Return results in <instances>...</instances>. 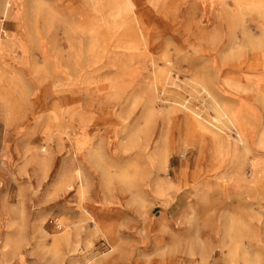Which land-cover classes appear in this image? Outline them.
I'll list each match as a JSON object with an SVG mask.
<instances>
[{
    "label": "rangeland",
    "instance_id": "374dc122",
    "mask_svg": "<svg viewBox=\"0 0 264 264\" xmlns=\"http://www.w3.org/2000/svg\"><path fill=\"white\" fill-rule=\"evenodd\" d=\"M130 3L0 0V264H264V0Z\"/></svg>",
    "mask_w": 264,
    "mask_h": 264
},
{
    "label": "bare ground",
    "instance_id": "6f19581e",
    "mask_svg": "<svg viewBox=\"0 0 264 264\" xmlns=\"http://www.w3.org/2000/svg\"><path fill=\"white\" fill-rule=\"evenodd\" d=\"M86 1H89V0H86ZM121 1L124 2V5H125L128 13H129V16L131 17V13L132 12H131V8H130V6H131L130 0H121ZM9 6H10V4H9ZM240 8H241V10L243 9L242 7H240ZM134 23L135 24L131 23V20H130V25L127 27V29H131V27H133V29L136 30V28H137L136 26H138L139 24L137 23V21L135 19H134ZM139 29H140V25H139ZM135 33H137V31H135ZM1 42H2V39L0 41V53H1V57H5V53L3 51L4 48H3V45L1 44ZM235 42L236 41L234 40V42H233L234 46H235ZM248 43L250 44L249 46H251V48H253L254 46H257V45L258 46H261L263 42H261V43H259V44L256 45V43H254L252 41V37H249ZM239 69L240 70H245V71H247V70L254 71V72L257 73V77L258 78L263 79L264 78V59L263 60H259V59L256 58L253 61H251L250 63L248 62L245 65V68H243V67L240 68L239 67ZM217 104L218 103H216V107H217L216 110H218L222 114V117L227 118V120H229V122L231 124H234V125H238L240 123L241 124H243V123H245V124L246 123H249L250 124V121L248 120L247 117H244V115H243V117H238L237 112H236L237 108L230 109L228 106L226 107L224 105H221V104H218L217 105ZM190 119H192V122L193 123H191V124L190 123H187L186 126L184 128H182V130L179 131L178 138L176 140L174 138H171V140H169V142L167 143L166 142V137H164V139H162V144H163L164 147L167 146V145H171V146L172 145L173 146L174 145L175 146L177 145V146H180V145H182L184 143H188L189 141H191L192 139L197 138V137H204L205 139H210V135L211 134H214V132L211 129H209L207 126H205L204 124H202L201 121H199V118H194V116H193ZM236 123H238V124H236ZM237 129H238V127H237ZM238 135L240 137L239 138V141L241 143H244V145H246L247 142L245 143V140L243 139V136L240 134L239 131H238ZM211 138H213V137H211ZM190 145H192V144H190ZM212 145H213V142H212ZM148 147H149V144L147 143L146 144V147L144 148V150L148 149ZM159 155L161 156V159H162L160 161V163H162V166L165 167V165H166V163L168 161V156L165 153V149H164V151H161V153ZM160 156H159V158H160ZM150 158L151 157H148V159H150ZM151 162L153 163V157L151 159ZM130 170H131L132 174L130 173ZM117 177H118L119 181L122 183V185L127 186V189H128L127 191L128 192L127 191H126L127 193L125 191L124 192L123 191L121 192L122 195L125 196V198H127L128 196H130V197L134 196V198H137L141 194H147V192L149 191V188L150 187L152 188V185L154 184V183H152V180H151V177H154V175L153 176L152 175H149L148 176V174H144V172L142 170H140L139 167L136 164L131 165V167H129L127 170H124V171L119 172V174H118ZM76 181H78L80 183L79 184L78 191L81 194H84L85 191H86V183L83 180L80 179V176H78V178H77ZM163 188H164V190H169V191L170 190L172 191V189H173L172 184H170L169 182L163 183ZM131 190H133V191H131Z\"/></svg>",
    "mask_w": 264,
    "mask_h": 264
},
{
    "label": "crops",
    "instance_id": "0c3cea01",
    "mask_svg": "<svg viewBox=\"0 0 264 264\" xmlns=\"http://www.w3.org/2000/svg\"><path fill=\"white\" fill-rule=\"evenodd\" d=\"M241 1H243V0H241ZM244 1H246V2H253L255 0H244Z\"/></svg>",
    "mask_w": 264,
    "mask_h": 264
},
{
    "label": "built area",
    "instance_id": "2783aa9c",
    "mask_svg": "<svg viewBox=\"0 0 264 264\" xmlns=\"http://www.w3.org/2000/svg\"><path fill=\"white\" fill-rule=\"evenodd\" d=\"M1 39H2V35L0 34V41H1Z\"/></svg>",
    "mask_w": 264,
    "mask_h": 264
}]
</instances>
